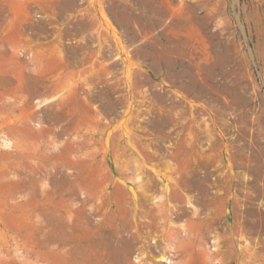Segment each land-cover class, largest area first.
<instances>
[{
	"label": "rangeland",
	"instance_id": "374dc122",
	"mask_svg": "<svg viewBox=\"0 0 264 264\" xmlns=\"http://www.w3.org/2000/svg\"><path fill=\"white\" fill-rule=\"evenodd\" d=\"M0 264H264V0H0Z\"/></svg>",
	"mask_w": 264,
	"mask_h": 264
},
{
	"label": "bare ground",
	"instance_id": "6f19581e",
	"mask_svg": "<svg viewBox=\"0 0 264 264\" xmlns=\"http://www.w3.org/2000/svg\"><path fill=\"white\" fill-rule=\"evenodd\" d=\"M170 64H171V63H170ZM161 260L165 261V260H167V257H165V256H161Z\"/></svg>",
	"mask_w": 264,
	"mask_h": 264
}]
</instances>
